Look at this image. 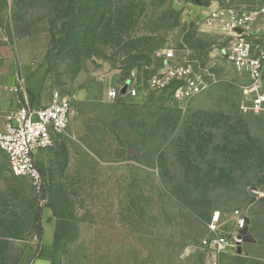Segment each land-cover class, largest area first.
Listing matches in <instances>:
<instances>
[{"label": "rangeland", "instance_id": "1", "mask_svg": "<svg viewBox=\"0 0 264 264\" xmlns=\"http://www.w3.org/2000/svg\"><path fill=\"white\" fill-rule=\"evenodd\" d=\"M263 5L0 0V68L18 48L30 55L26 80L40 73L29 99L46 104L59 91L73 104L68 129L37 155L41 194L0 151V264H264V115L242 108L249 77L222 55L231 34L212 18ZM254 27L253 41L264 40L260 18ZM169 48L204 77L203 92L182 101L148 88ZM142 81L143 96L109 99L113 87ZM9 108L0 106V129ZM215 210L225 235L243 214L254 237L216 261L201 246Z\"/></svg>", "mask_w": 264, "mask_h": 264}, {"label": "built area", "instance_id": "2", "mask_svg": "<svg viewBox=\"0 0 264 264\" xmlns=\"http://www.w3.org/2000/svg\"><path fill=\"white\" fill-rule=\"evenodd\" d=\"M212 18L226 22L231 34L226 48L221 50L222 55L235 69L249 77V84L245 87L248 97L241 104L242 108L264 115V40L253 41L257 34L254 23L258 18L264 39V5L254 14L225 7L213 14ZM237 28H242L243 32H237ZM163 56L162 66L147 80L149 89H170L174 97L182 101L206 89L207 82L204 77L178 61L173 48L166 49ZM24 80L21 78V82ZM126 84V94H122L121 89ZM126 84L110 89L109 99L115 101L122 97L137 98L146 94L143 81ZM72 115L71 99L55 91L50 102L46 104L35 105L28 99H19L16 112L11 115L5 128L0 129V151L7 155L11 172L17 177L28 178L38 194L42 193L45 183L37 155L68 129ZM223 221L224 213L215 210L207 227L210 236L201 243L214 261L228 248H237L242 238L241 230L247 225V217L236 214V231L229 237L222 230Z\"/></svg>", "mask_w": 264, "mask_h": 264}, {"label": "crops", "instance_id": "3", "mask_svg": "<svg viewBox=\"0 0 264 264\" xmlns=\"http://www.w3.org/2000/svg\"><path fill=\"white\" fill-rule=\"evenodd\" d=\"M13 50V49H12ZM30 59V55H25L18 48H15L12 52V55L7 57L6 62L0 68V106L10 109L9 107L17 105L19 99H28L31 100V103L38 105V99L35 98L29 99L28 91L33 96L37 95V92L40 89V73L35 72L26 80V76L30 73V66L27 65ZM21 78L25 80L21 93L19 90L18 83L21 81ZM31 98V97H30ZM56 231V221L47 220L45 225V235L47 236L48 241H52Z\"/></svg>", "mask_w": 264, "mask_h": 264}, {"label": "water", "instance_id": "4", "mask_svg": "<svg viewBox=\"0 0 264 264\" xmlns=\"http://www.w3.org/2000/svg\"><path fill=\"white\" fill-rule=\"evenodd\" d=\"M237 32L242 33L243 29L242 28H237L235 29ZM127 86L128 84H126L122 89H121V93L122 94H126V90H127ZM249 222V220L247 219V223ZM241 234L242 236H244L245 241H254V237L249 233L248 227H245L244 229L241 230ZM241 243V242H240ZM239 243V244H240ZM239 252H241V245H239Z\"/></svg>", "mask_w": 264, "mask_h": 264}, {"label": "trees", "instance_id": "5", "mask_svg": "<svg viewBox=\"0 0 264 264\" xmlns=\"http://www.w3.org/2000/svg\"><path fill=\"white\" fill-rule=\"evenodd\" d=\"M42 215H43V209L42 208H38V213L36 215V219L37 221L40 223V221L42 220Z\"/></svg>", "mask_w": 264, "mask_h": 264}]
</instances>
